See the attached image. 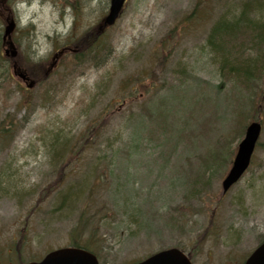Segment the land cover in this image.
Returning <instances> with one entry per match:
<instances>
[{"label":"rangeland","instance_id":"obj_1","mask_svg":"<svg viewBox=\"0 0 264 264\" xmlns=\"http://www.w3.org/2000/svg\"><path fill=\"white\" fill-rule=\"evenodd\" d=\"M109 1L0 0V258L10 248L22 264L78 244L99 264L169 247L192 264H241L264 239V41L234 38L230 62L256 63L245 81L221 74L207 39L244 4L264 24V0H126L41 79ZM9 16L14 59L2 44ZM12 60L37 83L28 88ZM252 120L262 128L251 163L222 192Z\"/></svg>","mask_w":264,"mask_h":264},{"label":"water","instance_id":"obj_2","mask_svg":"<svg viewBox=\"0 0 264 264\" xmlns=\"http://www.w3.org/2000/svg\"><path fill=\"white\" fill-rule=\"evenodd\" d=\"M125 0H110L107 14L104 16L102 27L111 25L118 17ZM15 27L13 19L7 21L4 27L3 39H9ZM17 51L9 42V48L5 50L6 55L14 57ZM25 78L23 73H19ZM33 81L28 83V87L33 85ZM261 125L258 121L250 122L246 128L244 137L238 143L237 152L235 154L232 166L222 181V190L226 191L247 168L255 143L259 136ZM28 264H98L94 254L77 247H64L53 250L46 254L40 262H32ZM134 264H191L186 255L178 248L172 247L158 251L147 258ZM244 264H264V242H262L246 259Z\"/></svg>","mask_w":264,"mask_h":264},{"label":"trees","instance_id":"obj_3","mask_svg":"<svg viewBox=\"0 0 264 264\" xmlns=\"http://www.w3.org/2000/svg\"><path fill=\"white\" fill-rule=\"evenodd\" d=\"M250 10L251 9H249L248 5L244 4L241 6V10L239 11V13L234 15L230 20L220 19L219 23L217 22L214 26H212L209 37L207 39L208 46L213 51H216L219 56L220 66L218 70H235V73H243L245 81L250 78L249 75L250 73L252 74V70L256 68V63H254V61L251 60L249 56V58L240 60L237 63H231L229 60V54L231 48H233L235 45L234 38L236 35H245L249 39L248 41L252 45L253 49L256 45H260L264 41V34L259 33L260 28L264 29V24H259L254 19H251L249 17ZM97 28L98 27L96 26L95 28L87 30L84 35H82L78 40L76 39V41H74L73 45L71 44V48L75 49V53H73L74 56H78V53H80L78 47L82 46L81 44H85L84 41L86 40V38L88 41L93 39L90 37V34L92 35V37H94L96 35ZM256 32H258V34H256ZM248 33H253L252 37L251 34L249 35ZM259 57L261 59L259 64V67L261 68L259 70L260 72H263L264 52L260 54ZM46 68L47 66H45V69L43 67V72L40 75L41 79L45 78L44 72H46ZM229 72L230 71H225L221 74L224 75ZM34 80L37 82V79ZM85 140L83 141L84 144L87 143V141ZM64 143L65 142H63V144ZM61 147L64 148V145ZM59 184H62V181H60ZM86 220L87 219L84 218L81 220V226L85 224ZM74 245L78 246V244ZM84 247L87 248L86 246Z\"/></svg>","mask_w":264,"mask_h":264},{"label":"flooded vegetation","instance_id":"obj_4","mask_svg":"<svg viewBox=\"0 0 264 264\" xmlns=\"http://www.w3.org/2000/svg\"><path fill=\"white\" fill-rule=\"evenodd\" d=\"M14 249V247H13ZM15 250V249H14ZM1 251V249H0ZM6 255L9 257L7 258L5 255H3V257L0 258V264H10L11 258H10V248L8 250V252L6 253ZM15 262V261H14ZM16 264V263H15Z\"/></svg>","mask_w":264,"mask_h":264},{"label":"bare ground","instance_id":"obj_5","mask_svg":"<svg viewBox=\"0 0 264 264\" xmlns=\"http://www.w3.org/2000/svg\"><path fill=\"white\" fill-rule=\"evenodd\" d=\"M261 24H263V22H260Z\"/></svg>","mask_w":264,"mask_h":264}]
</instances>
